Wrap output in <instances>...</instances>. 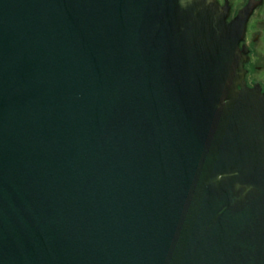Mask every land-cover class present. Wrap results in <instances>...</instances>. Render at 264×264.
Returning <instances> with one entry per match:
<instances>
[{
    "label": "water",
    "instance_id": "water-1",
    "mask_svg": "<svg viewBox=\"0 0 264 264\" xmlns=\"http://www.w3.org/2000/svg\"><path fill=\"white\" fill-rule=\"evenodd\" d=\"M254 10L0 0V264H264Z\"/></svg>",
    "mask_w": 264,
    "mask_h": 264
},
{
    "label": "flooded vegetation",
    "instance_id": "flooded-vegetation-1",
    "mask_svg": "<svg viewBox=\"0 0 264 264\" xmlns=\"http://www.w3.org/2000/svg\"><path fill=\"white\" fill-rule=\"evenodd\" d=\"M218 4L222 7H230L231 8V13H230V19L232 20L233 18H235L239 11L241 9H243L245 6H247L249 3L254 4L255 6V10L250 18L249 24H248V29H247V35H246V40L244 45H246L248 47V49L250 50V60L248 62V64L246 65V69L248 70L246 79H247V84L250 87H254L256 84H259L262 89L264 90V84H262L261 82H254V83H250L249 79L251 77L252 74V70L250 69L251 64H253V49L254 47H259V45L262 43V38L261 35L258 33L256 35L250 34L251 33V24L253 23V21L256 18H260L257 20L258 23H263L264 22V0H217ZM233 8H239V10H237V12H233ZM249 40H251L250 42H248ZM254 69L258 70V72L262 71V67L260 66H255Z\"/></svg>",
    "mask_w": 264,
    "mask_h": 264
},
{
    "label": "rangeland",
    "instance_id": "rangeland-1",
    "mask_svg": "<svg viewBox=\"0 0 264 264\" xmlns=\"http://www.w3.org/2000/svg\"><path fill=\"white\" fill-rule=\"evenodd\" d=\"M239 8H233V12H237ZM264 15V14H263ZM260 18H256L251 24V33L256 35L260 34L262 38V43L259 47H254L253 49V64H251L250 69L252 70L251 77L249 79L250 83L261 82L264 84V22L258 23L257 20ZM249 40L248 42H250ZM255 66L262 67V71L258 72V70L254 69Z\"/></svg>",
    "mask_w": 264,
    "mask_h": 264
}]
</instances>
